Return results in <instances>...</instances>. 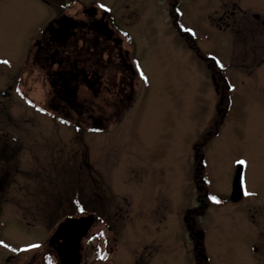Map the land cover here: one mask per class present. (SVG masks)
<instances>
[{
    "label": "rangeland",
    "instance_id": "374dc122",
    "mask_svg": "<svg viewBox=\"0 0 264 264\" xmlns=\"http://www.w3.org/2000/svg\"><path fill=\"white\" fill-rule=\"evenodd\" d=\"M58 14L111 31L88 33L100 84L69 106L45 79L57 65L34 60ZM0 150V264H41L48 240L6 258L89 212L81 264H264V0H0Z\"/></svg>",
    "mask_w": 264,
    "mask_h": 264
},
{
    "label": "flooded vegetation",
    "instance_id": "af4514ba",
    "mask_svg": "<svg viewBox=\"0 0 264 264\" xmlns=\"http://www.w3.org/2000/svg\"><path fill=\"white\" fill-rule=\"evenodd\" d=\"M89 10L91 9L88 7L83 9L82 11L86 12L88 16H93L95 14L94 9L92 8V12H90ZM90 18H87V21H85L82 18L78 19L77 17H74L70 14H58L54 17L53 20H51V22H49L47 28H45L44 35L41 36L40 39L37 40L34 44L36 50L34 54V60H36V56L40 61L51 60L49 63L51 69L53 64L57 65V68L49 70L45 74V79L51 89V95H53V93H56V96H58L59 98L58 101L65 102L68 104V106L72 103L73 100L77 99V94H79L80 90H82L81 88L89 89L91 91H97L98 85L100 84V79L98 77L95 80L96 85L93 83L92 78H90V74L93 76L95 75L91 71L94 70V66L96 64L92 63L88 65V58L85 56L86 54L85 52H82V50L86 42L90 40L88 33H92L94 35L93 37H96L95 40L100 41L101 39L105 40L110 38L108 37V35L111 33V31L110 28H108L106 22L100 16L97 19V22H95L96 20L92 17ZM72 40L74 43L72 42ZM80 42L82 45H79ZM112 42H116L115 38H112ZM66 46L70 48H68V50H65ZM59 51H61L62 56L59 59H52L55 54V56L60 54ZM65 65L67 67L66 69L64 68ZM88 80L92 83H90ZM90 86H93V88H91ZM214 86L215 88H219V85L217 84H214ZM219 114H221V111ZM66 120L68 119L65 118V121ZM5 145L8 146L7 144ZM2 155L3 150H0V162L2 160ZM12 155H14L13 152ZM14 169L15 171L13 172H16L18 168L14 167ZM4 186V178L2 177V175H0V190H4ZM89 214L91 215V224L94 222V220H101V218L95 213ZM58 227L59 225L57 224L54 230L50 234H48V237L44 240H33L28 242V244L22 243V245L17 248V251H13L8 255L6 261H8V258H12V256L15 255V252H25L26 250L28 252H39V250L43 247L42 245L44 244V242L48 240L46 249L38 254L37 258L39 259L40 263L59 264L60 261V264H69V258H67L69 257V255L64 252L63 248H61L62 244L67 239V232L64 229H58ZM108 228L110 229V227L107 225L106 229ZM86 245H88V241L85 244V247ZM96 248L99 249L98 245L96 246ZM84 249L85 248H83V250ZM103 252L105 254V249H103ZM84 253L87 261L88 256L86 249ZM36 255V253H31L30 260H27L25 264L30 263L32 260H34L36 258ZM23 259L25 258L23 257ZM81 262L80 251L78 254L76 250L75 258L70 261V264H81Z\"/></svg>",
    "mask_w": 264,
    "mask_h": 264
},
{
    "label": "water",
    "instance_id": "95a60500",
    "mask_svg": "<svg viewBox=\"0 0 264 264\" xmlns=\"http://www.w3.org/2000/svg\"><path fill=\"white\" fill-rule=\"evenodd\" d=\"M242 168H243V162L238 161L235 164V170L234 174L231 180V192L229 199L231 201H235L241 197L243 194L242 190V184H241V174H242ZM90 219L86 218H68L64 220L62 223H60L59 227L61 229H68V231L71 233V239L69 243L67 244V248H69V251H66L69 254L70 261H72L75 258L76 250L78 249V242L82 235L87 231L86 229L89 226ZM78 227V230L76 232H71L72 230L70 228H76ZM65 252V251H64ZM69 261V264H70Z\"/></svg>",
    "mask_w": 264,
    "mask_h": 264
},
{
    "label": "trees",
    "instance_id": "16d2710c",
    "mask_svg": "<svg viewBox=\"0 0 264 264\" xmlns=\"http://www.w3.org/2000/svg\"><path fill=\"white\" fill-rule=\"evenodd\" d=\"M51 2H52V1H51ZM169 12H170V14H171V16H172V26L178 28V31H177V32H178V34L180 35V37H181V38H184L185 41L188 42V44L190 45V48H192L195 52L198 51L197 48L195 47V44L185 36V33L183 32V30L179 27L178 23L176 22V16H175V13H174V7H173V5L170 7ZM186 35H187V34H186ZM203 175H204V174H203ZM74 197H75V196H74ZM204 197H205V195H203V198H204ZM75 200H78V201L81 203V205L83 206L82 209L84 208V210H89V207H90L89 202H88V204H86L85 202L81 201V200H82V197H81V196H79L78 198H75ZM93 203L95 204V205H94V211H95L96 209H98V208H97V206H98L97 204H99V201H98V200H94ZM199 207H200V206H199ZM203 208H204V207H203L202 204H201V207H200L199 210L202 211ZM195 211H196V210H195ZM68 214H70V213H68ZM192 223H193V224H192V228H191V229H195L194 225L197 226V224L194 223V222H192ZM197 227H198V226H197ZM197 227H196V228H197ZM197 230H199V229H197ZM197 230H196V232H197ZM191 234H192V232H191ZM195 242H196V241H195ZM195 250H196V243H195Z\"/></svg>",
    "mask_w": 264,
    "mask_h": 264
},
{
    "label": "bare ground",
    "instance_id": "6f19581e",
    "mask_svg": "<svg viewBox=\"0 0 264 264\" xmlns=\"http://www.w3.org/2000/svg\"><path fill=\"white\" fill-rule=\"evenodd\" d=\"M58 229H61V227H58ZM69 241H70V239L67 240V243H69ZM66 254H68V253L66 252ZM68 255H69V254H68Z\"/></svg>",
    "mask_w": 264,
    "mask_h": 264
}]
</instances>
